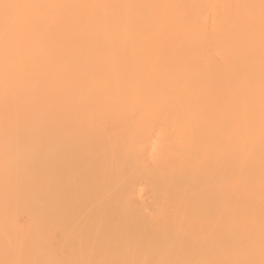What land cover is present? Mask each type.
<instances>
[{
	"label": "bare ground",
	"instance_id": "obj_1",
	"mask_svg": "<svg viewBox=\"0 0 264 264\" xmlns=\"http://www.w3.org/2000/svg\"><path fill=\"white\" fill-rule=\"evenodd\" d=\"M0 264H264V0H0Z\"/></svg>",
	"mask_w": 264,
	"mask_h": 264
}]
</instances>
